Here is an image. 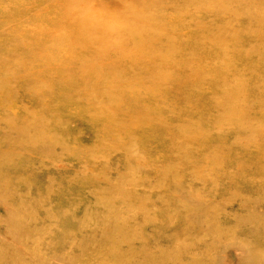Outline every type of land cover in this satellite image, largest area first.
Returning <instances> with one entry per match:
<instances>
[{
  "label": "rangeland",
  "instance_id": "rangeland-1",
  "mask_svg": "<svg viewBox=\"0 0 264 264\" xmlns=\"http://www.w3.org/2000/svg\"><path fill=\"white\" fill-rule=\"evenodd\" d=\"M261 221L264 0H0V264H263Z\"/></svg>",
  "mask_w": 264,
  "mask_h": 264
},
{
  "label": "bare ground",
  "instance_id": "bare-ground-1",
  "mask_svg": "<svg viewBox=\"0 0 264 264\" xmlns=\"http://www.w3.org/2000/svg\"><path fill=\"white\" fill-rule=\"evenodd\" d=\"M3 166H4V164H3ZM121 197H123V196H121ZM121 197H118L117 200H120ZM107 213L109 215H111V214H113V211L111 209H108ZM263 222L264 221H261L260 222L261 224L255 225V227H254V229L256 231H258L260 235L264 233V223ZM117 229L120 230L119 225H118ZM261 229H263L262 232H261ZM230 235L231 234H226V235H221L222 237H218V232L216 230V232L213 233L212 238H214L215 240L218 239V241H219V239H225L226 240L225 242H227V241L229 242L231 240V238H227V237H229ZM102 239L105 240L106 238H104V236H103ZM110 239L111 238L109 237L108 239H106V241L110 242ZM263 240H264V238H263ZM108 242H104V246L105 247H102L100 250H98L96 252L97 254H103V255L101 256L99 261H95L94 264H122L123 262L128 264L130 262V259L129 258L127 259V257L125 255H119L121 253V250L118 252L117 249H114V243L112 244V243H108ZM111 245H112V248H110ZM141 246H142V244H141ZM23 247L26 248V249L28 248V246H26V245H23ZM262 247L264 248V241H263ZM142 251L143 250L139 249V253L138 252H134L132 255L141 254ZM261 253H262V255L264 254V252L262 250H261ZM144 254L149 255V256H152V255L161 256L162 255L161 257H158V258H153V259H150V260H148V259L144 260L146 262H152V263H155V264H161V261L163 260V252H153V251L152 252H147L146 251ZM259 257H261V256H258L257 258H259ZM156 259H158V260H156ZM252 259H253V256H252ZM114 260H116V262ZM165 260L167 261L169 259H165ZM193 263L194 264H201V262L199 260H197V259L193 260ZM83 264H85V263H83ZM206 264H209V263H206Z\"/></svg>",
  "mask_w": 264,
  "mask_h": 264
}]
</instances>
